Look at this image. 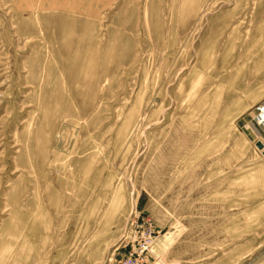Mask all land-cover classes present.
I'll return each instance as SVG.
<instances>
[{
    "label": "rangeland",
    "instance_id": "374dc122",
    "mask_svg": "<svg viewBox=\"0 0 264 264\" xmlns=\"http://www.w3.org/2000/svg\"><path fill=\"white\" fill-rule=\"evenodd\" d=\"M262 101L264 0H0V264H264Z\"/></svg>",
    "mask_w": 264,
    "mask_h": 264
},
{
    "label": "built area",
    "instance_id": "2783aa9c",
    "mask_svg": "<svg viewBox=\"0 0 264 264\" xmlns=\"http://www.w3.org/2000/svg\"><path fill=\"white\" fill-rule=\"evenodd\" d=\"M256 113H255V122L261 126V128L264 130V101H262L257 107H256ZM263 149L261 151H264V138L262 140ZM150 242L145 243L142 246V249L140 252L134 250H131L129 254L125 256V258L121 261V264H143L144 255L146 252L149 253L150 251Z\"/></svg>",
    "mask_w": 264,
    "mask_h": 264
},
{
    "label": "water",
    "instance_id": "95a60500",
    "mask_svg": "<svg viewBox=\"0 0 264 264\" xmlns=\"http://www.w3.org/2000/svg\"><path fill=\"white\" fill-rule=\"evenodd\" d=\"M257 146H258L259 149H261V150L263 149V144H262L261 141L257 142ZM262 153L264 154V151Z\"/></svg>",
    "mask_w": 264,
    "mask_h": 264
},
{
    "label": "bare ground",
    "instance_id": "6f19581e",
    "mask_svg": "<svg viewBox=\"0 0 264 264\" xmlns=\"http://www.w3.org/2000/svg\"><path fill=\"white\" fill-rule=\"evenodd\" d=\"M255 123H256V122H255ZM256 124H257V123H256ZM258 125H259V124H258ZM259 126H260V125H259ZM260 127H261V126H260ZM261 140H262V139H261ZM151 242H152V241H151ZM151 242H150V243H151ZM151 244H152V243H151ZM151 244H150V245H151ZM150 245H149V246H150Z\"/></svg>",
    "mask_w": 264,
    "mask_h": 264
}]
</instances>
